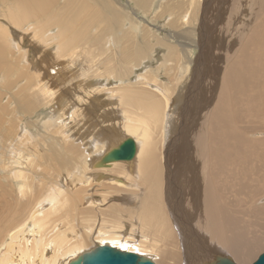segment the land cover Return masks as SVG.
<instances>
[{
	"label": "bare ground",
	"instance_id": "obj_1",
	"mask_svg": "<svg viewBox=\"0 0 264 264\" xmlns=\"http://www.w3.org/2000/svg\"><path fill=\"white\" fill-rule=\"evenodd\" d=\"M234 6L226 38L221 11L208 19L204 7L191 59L188 29L158 39L120 0H0V264H68L104 244L155 264H250L261 253L264 0ZM182 98L188 117L166 141ZM126 137L133 158L103 162Z\"/></svg>",
	"mask_w": 264,
	"mask_h": 264
},
{
	"label": "rangeland",
	"instance_id": "obj_2",
	"mask_svg": "<svg viewBox=\"0 0 264 264\" xmlns=\"http://www.w3.org/2000/svg\"><path fill=\"white\" fill-rule=\"evenodd\" d=\"M226 1L227 2L222 3V0H196V2L194 3V5H192V7H191L192 10H191L188 7L189 6L188 0H150V2L152 3V5H151V11H152V13H149V12H151L150 10H146L144 7L143 8H138L136 6V8L138 9V11H137V9L134 8L135 4L132 1H130V0L129 1L128 0H120V2L125 6V10L127 9V11H131L132 12L135 9L134 10L136 12L135 18H137L139 20L140 24H138V25L140 26V28L141 29H145L146 31L148 30L149 27L152 28L154 30V32L156 33V36H157L158 39L165 38L172 31H177V28H176L177 25H181V28L182 29L183 28L188 29V31H187L189 33L188 34V39H190V41H194L195 42L194 46L191 45V43H189L191 46H188V47H190V50H191V54L189 55L191 59H197L199 57V55H200V48L198 46V44L200 43V40H198V35L199 34L194 29L195 28L197 29L199 27L200 20H201V17L203 15L204 7H206V6L211 7L208 10L209 12L207 11L208 13H206L207 14L206 17H208V19L211 18V16L212 17L213 16H216L215 15V12H217L218 14H220V11H221V14H222L221 17H222V19H221V23H218V27L219 28L222 27L221 28V34H223L224 33V30H226V29L229 31V28L231 27V25H230L231 21H232V23H234V20L232 18L229 17V20L227 19L228 16H229L228 4L230 2L232 4V2H233L235 4V6H234L235 9L240 8V7H243V4L244 5L246 4V0H226ZM161 2H163L162 3V6H161ZM166 2H167V5H166ZM240 4L242 6H240ZM147 5H149V2L147 3ZM165 5L167 6V8H166ZM177 6H180L181 9H180V7L178 9ZM169 8H170V11L168 12L167 9H169ZM187 8L190 9L189 10L190 16H189V19H188V23L185 24L181 17L187 12V10H186ZM192 11H194V12H192ZM225 14L227 16H225ZM193 15L194 16L196 15V17H193ZM152 16L154 18H156V19L153 20L154 22L151 20L152 19ZM168 18H171L172 21H174V23H175L174 26H172V27L165 26ZM245 20L246 19H244V22H245ZM170 29H172V30H170ZM224 36L226 38V34L225 33H224ZM211 37H212L211 39L214 40L215 37H216V35H214V36L212 35ZM171 39H170V42H171L172 45H174L177 41L174 38H171ZM224 43H226V42H224ZM220 45H223V42ZM48 51L51 52V54L48 52V56H49V59L50 60L57 61V62L61 63L62 66L64 65L65 68L67 67V65L65 64V63H67L69 61L67 58H65L63 56H57V53H53L52 50H48ZM158 52L159 51L156 50V53L154 54L155 61H157L158 57L161 56L160 55L161 52H159V53ZM208 55L211 56L210 57V61H209V64H210L215 59L214 56L216 55V49L213 48L211 50L209 48L208 49ZM175 57H178L179 59H181L182 56L181 55L180 56L177 55V56H174L173 58H175ZM81 58H83V57H81ZM81 60H84V59H81ZM216 61H218V60L215 59L214 62H212V63H214V64L217 65V63H215ZM76 64H78V63H76ZM80 64L81 63H79V66H80ZM79 66L77 65L78 71L82 69V67L79 68ZM219 67L221 68L220 65H219ZM73 70H72V72L71 71H62L60 73V75L58 77V81H60V84L63 85V83H68L67 82L68 79H69L68 77L70 76L69 73L72 74L73 72H75V68ZM81 72H83V70ZM169 73H170L171 76L174 77V75L172 74V71H170ZM161 75L164 76L165 73L160 74V77H156V78L157 79H161L163 82L166 81V78L165 79L161 78L162 77ZM188 75H190V72H189ZM75 76H76V73H75ZM211 77H212V82H213V78H215V77H213V76H211ZM132 80H134V79L132 78ZM206 80L209 82L211 80L210 76H209V78H208V76H206L204 78V80H202V81L206 82ZM58 81L56 83H58ZM113 81L114 80H112V82ZM72 82H73V85L71 87H73V88H79L78 87V83L76 82V80L74 78H72ZM208 82L205 83V84H208ZM79 84H80V82H79ZM79 91H81V90H79ZM101 95H102V98L103 99H105L106 101L108 100L105 95H103V94H101ZM178 96L184 97L183 96V93H180ZM183 101H184V99L182 98L181 99V102H180L181 104L179 103V105H177V107H178L177 109L178 110L174 109V113H177L176 116H177V121L179 122V124H177V123H173L172 124V131L169 134V136L170 135L171 136L170 137H167L166 141L168 140V141L171 142L172 140H175L176 139L177 133L175 134L174 131L178 132V128H179L180 124L183 122V118H184V120H186V118L188 117L187 114L190 111L189 101H187L185 103H183ZM191 101L193 102V100H191ZM88 103H90V102H88ZM95 103L99 105L100 104L99 103V99H97L95 101ZM109 106H112V104L107 101L106 108H108ZM87 107H88V105H85V104L82 105L83 110L85 108V112L87 110ZM206 110L207 109H203V111H201L200 115L202 113H204ZM46 113H48V111L45 108H43L41 110L39 109V110H37V111H35L33 113V117H26L24 120L30 119L28 121H31V120L34 121L35 119L44 117ZM27 116H29V115H27ZM22 123L23 122H21V124ZM24 125L25 124L23 123L22 126H24ZM39 125L40 124L37 123V127H40ZM263 136H264V134H263ZM4 143H6V141H4ZM6 145H8V144H6ZM164 148H166V145H164ZM77 221H78V219L75 218V221L74 222L77 223ZM262 250L264 251V248H262ZM262 250H261V253L263 252ZM261 253H259V254H261ZM259 254H256V255L258 256ZM257 256L254 257L251 260V263L257 258ZM246 264H249V263H246Z\"/></svg>",
	"mask_w": 264,
	"mask_h": 264
},
{
	"label": "water",
	"instance_id": "obj_3",
	"mask_svg": "<svg viewBox=\"0 0 264 264\" xmlns=\"http://www.w3.org/2000/svg\"><path fill=\"white\" fill-rule=\"evenodd\" d=\"M136 143L131 137H126L118 147L112 148L103 158V162L112 160H130L135 153ZM68 264H155L148 257L133 252L116 249L107 244L96 246L94 249L71 260ZM215 264H236L227 257H220ZM252 264H264V252L259 254Z\"/></svg>",
	"mask_w": 264,
	"mask_h": 264
}]
</instances>
